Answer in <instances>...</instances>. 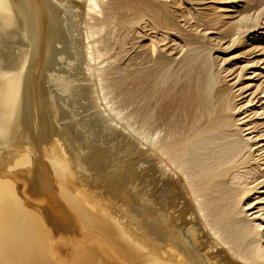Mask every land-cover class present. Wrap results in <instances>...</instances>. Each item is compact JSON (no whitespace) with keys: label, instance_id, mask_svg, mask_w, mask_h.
<instances>
[{"label":"bare ground","instance_id":"1","mask_svg":"<svg viewBox=\"0 0 264 264\" xmlns=\"http://www.w3.org/2000/svg\"><path fill=\"white\" fill-rule=\"evenodd\" d=\"M245 2L222 20L202 13L190 14L185 5L193 3L192 0H113L109 8L112 14L106 13L109 5L105 8L103 3V7L102 0H0V135L7 139L5 144H0V161L8 160L7 168L0 167V174L8 169V180L1 181L8 184V198L0 208V264H241L232 258L233 255L244 264H254L258 248L251 239L255 232L239 217L238 192L224 180L229 170H222L244 145L237 139L226 140L224 117L230 109V99L226 90L219 86L217 57L210 60L208 56L211 50L220 47L214 43L216 38L212 40L214 36L207 35L213 31L225 36L228 44L224 49H228L236 42L234 36L258 27L264 0ZM117 10L120 13L116 17ZM129 11L134 13L127 14ZM90 13L102 15V18L90 15L93 23L81 20V15ZM140 21H143L141 25ZM65 22L71 28L76 24L74 27L79 30L75 33L86 42L82 45L83 65L79 63L83 69L79 73L85 76L84 84L76 91L81 94L84 105L94 106L100 100L94 89L96 79L100 82L102 100L107 97L103 90L107 88L108 78L101 71L94 76L96 71L92 73L89 61L95 62L104 56L109 58L116 51L112 58L121 65L114 68L119 74L123 73L118 74L115 83L122 95L121 85L130 82L132 89L128 93H134L130 104L136 105L132 114L122 116L121 120L126 121L123 129L129 127L128 130L138 137L135 147L138 146L136 158L140 168L149 164L146 168L152 175L157 173L151 178L152 190L148 197L147 188L136 191L133 182L127 186L120 169L114 175L111 172V179L103 178L107 175L105 172L106 175H102L105 180L87 181L80 172L85 162H77L65 148V130L59 122V128L54 123L57 116L53 120L59 110V104L54 105L56 98L51 95L53 87L43 89L45 75L47 84L54 85L55 89L69 82L66 79L62 87L55 86L63 80V74L58 75L59 67L55 70L57 74L50 70L51 55L62 40ZM145 27L154 31V35L146 34ZM114 28L116 33L112 32ZM157 30L164 32L158 36ZM241 44L242 41L237 45ZM128 46L130 49L133 46V53L129 55ZM45 90H49L47 96H44ZM67 97L68 101L72 99V96ZM108 103L106 101L105 105ZM73 111L71 114H76ZM63 115H59L61 121ZM128 118L137 125L127 123ZM103 119L100 122L106 124ZM76 126L78 131L81 127ZM104 132L116 135L115 128L108 124L102 127V135ZM80 134L82 138L84 135ZM142 146H146L150 154H146ZM7 148L10 149L8 159L3 158ZM106 152L95 151L87 154V158L97 163L100 158L107 157ZM146 156L148 160L144 161ZM162 157L164 163L171 165L165 164L169 174L167 167L159 164L163 162ZM22 170V185L14 191L15 184L11 181ZM141 200L151 205L149 211L144 210ZM132 216H135L134 221ZM207 227L216 232L218 242L227 245L225 250L232 256L204 230Z\"/></svg>","mask_w":264,"mask_h":264},{"label":"rangeland","instance_id":"2","mask_svg":"<svg viewBox=\"0 0 264 264\" xmlns=\"http://www.w3.org/2000/svg\"><path fill=\"white\" fill-rule=\"evenodd\" d=\"M192 1H193V3H191V4L187 3L185 5L186 10L187 9L190 10V14L202 13L203 15H207L208 17H220V19H222V20L227 19V17L229 15H232L234 13L235 9L240 8L241 4L246 3L245 0L244 1L243 0H192ZM112 2H113V0H109V3H108V0H107V2H106V0H102L101 4L103 5V3H105L104 5L106 6L105 7L103 5V7L107 8V5H109L108 8L106 9L107 14L111 13L109 8H111L110 4ZM260 10L262 11L263 14L261 13L260 18L257 21L258 27H255L254 29H251V30H247L238 36H234L235 37L234 42L235 41L236 42L234 44H232L228 49H224V46L226 47L228 44V38H226L223 35H221L222 36L221 37L218 34H214L215 32H213V31L207 32L208 36H214V37H212V40L214 38H216L214 43L220 47V49L211 50L209 52L208 56H209L210 60L212 58L217 57V66H218L217 69L219 70L218 79L220 80L219 86L226 90L225 94L230 99V109L228 112L225 113V117H224V118H226V127H225V132L227 133L226 140L237 139V140L241 141L244 145L241 152L238 153L236 155V157L231 162L226 163L222 166V170H224V171L229 170V176L227 178H225L224 180H226V184L229 187H231L233 189L235 188L234 191L238 192L236 199L238 201L240 200L238 202V207H237V211L239 212V215H240L239 217L247 225H249L255 232V234H254L255 236L251 239V243L255 244L258 248V256H257V258H255L254 264H264V6ZM116 12H118V10ZM119 13H120V11L115 14L116 17H117V14L119 15ZM133 13L134 12H132V11L127 12V14H133ZM90 15H91V17H94L96 14L90 13L89 15H84V16L81 15L82 19H81V16H80V19L82 21H83V19H85V20H87V22L89 21V23H93L94 19H91ZM96 17L97 18L100 17V19H101L102 15L99 16V14H97ZM189 17H190V15H187V18H189ZM69 20H70V18H69ZM143 21L147 22L148 19L143 18ZM143 21H140L141 23H139V25H141L143 23ZM65 26H66V28H65ZM74 26H76V24H74ZM74 26H72V28H71V27L67 26V22H65V25H63V28H64L63 30H64L65 34L62 30V32H61L62 40H60L61 42L57 44L56 51L51 55V60H50V61L53 60L51 62L52 64L50 63V70L53 73L54 72L56 73L57 71H55V70H58L60 68V70H58L59 73L58 72L57 73L60 76L62 74L64 76V78H63V76L61 77L63 80L60 79V81L57 84H55V86L59 84V86L62 87L63 86L62 84H64L66 82V79H67V81H69V82H66L64 84L65 86H63V88L67 89L68 91L64 90L63 88H61V89H63L61 91L60 88L59 89L57 88L59 86H57L56 87L57 89H55L54 85H51V84L49 85V83L47 84V78H45L46 75L43 77V79H44L43 89L44 88L45 89H47V88L51 89L52 87L54 88V89L52 88L50 90L51 95L54 96V98H56L54 105L59 104L58 109L60 110V107H62V111L61 110L60 111L63 114H64V112L68 113V109H69L70 114L72 113L73 109L74 110L76 109L75 112L73 111V113H76L77 115L76 114L70 115L68 113L67 115H69V116H67L66 113L64 115L62 114L64 116L65 120H64V118H62V121H61L60 118L62 117V115H61L60 111L58 110V111H56V114L53 116V120L56 119V116L58 117L57 118L58 120L57 119L54 120L55 121L54 123H56V126L58 125L57 128H59V126L61 124L62 126H60V127L65 130V132L63 133V135H64L63 138H65L64 139L65 144L67 143V146L65 145L67 152L74 155L75 159L78 160L77 162H81V161L85 162V163H82L83 164L82 166H80V172L84 175V177H86L85 179L87 181L90 179L97 181V180H101L103 178H105L107 180V179H111L115 173L123 172V175L125 176V180H126V182H128L127 186H129L130 182H133L137 187V188L136 187L134 188V189H136V191L138 189H141L144 187H145V190L147 188V190H146L147 196L146 197H148V195H149L148 193H150L151 192L150 190H152L151 189L152 188V185H151L152 179L151 178L157 176V173L152 175L151 170L147 169L149 167V164L148 165L145 164V168L144 167L140 168L139 164H137L139 162V160L137 159L138 154H137V149H136L138 146L135 147V145L138 144V143H136V142H138L137 141L138 137L136 138V135L131 132V129H129L130 131L128 130L129 127L127 129H125L126 128V121L121 120V119H123V117L125 115H128L129 113L132 114L136 108V105L130 104V100L134 94L133 92L128 93V91H130L132 89L130 82L125 81L124 84L121 85L122 95H120V92H119L120 87L117 86V84L115 83L116 82L115 79H116V77H118L119 73L114 68V66H117V65L119 66V65H121V63L120 62L116 63L115 59L112 58V57H114L116 51L115 52L113 51L110 54L111 56L109 58L107 56H104V57H101L100 59L96 60L95 62H93L91 60V61H89V62H91V63H89V65H91L92 73L94 71H96V73L95 72L93 73L94 76H95V74H97V72H98V74H100L101 72H105V74L107 75L106 76L104 74L105 77L108 78L107 81L105 82L106 84L108 83L107 88L103 90L104 94L106 93L107 97L105 96L106 100L105 99H104V101L102 100V94H101L102 92H100V90H99L100 82L98 79H96L94 82V89L97 91L98 98L100 100L96 101L97 104L94 103L95 104L94 106L93 105L89 106L87 104H86L87 106L84 105L83 101L80 100V99H82L81 94H79L78 92L76 93V91H78L79 86H81L82 83L84 82L83 78H85V76H83L82 73H79V72H82V70H83V69L81 70L82 66H80V64L83 65L82 63L84 62V59H83L84 55H81V54H83L82 45L83 44L85 45L86 42H83L84 40L78 35L77 32L75 33V31L79 30V27L77 28ZM81 27H83V25H81ZM115 28L117 29V27H115ZM115 28H114V30H115ZM68 29H70L72 35L70 34V31L68 32ZM114 30L112 32L116 33V30L115 31ZM143 31L144 32L147 31L146 34L153 33V35H154V31L150 32L148 27H145L143 29ZM160 32H162V31H160V30L156 31L158 36H160V34H161ZM68 33H69V35H68ZM76 37H78V38H76ZM217 37H219L220 39L222 38V40L218 39ZM70 38L72 40H70ZM79 39L81 40V42ZM76 40H77V42H76ZM240 41H242V44L238 46L237 44ZM66 43H68L69 45ZM72 43H76L75 44L76 47ZM78 44L79 45L81 44V46H79ZM70 46H72V48ZM131 47H132V49H130L129 46L126 47V50L128 52L127 55L133 53V46H131ZM79 48L82 51H80ZM70 53H72V55H73L72 57H71ZM74 53H75V55H74ZM59 54H61V56ZM59 56H60V59H59ZM79 56L80 57L82 56V57L80 58ZM61 57H63L64 59ZM77 57H79L81 60ZM58 59H59L60 64L58 62ZM62 59H63V61H62ZM108 60H110V61H108ZM54 61L56 64L53 63ZM81 61H83V62H81ZM107 61L110 63H108ZM61 62H62V64L64 63V66L61 65ZM57 63H58V65H57ZM65 63L67 65V67L69 66L68 71H67V67H65L66 66ZM73 63H75V64H73ZM53 64H54V66H53ZM112 64H113V66H112ZM55 66H57V67H55ZM60 66L64 67V68H61ZM78 67H79V69H78ZM73 69L74 70L76 69L75 72L73 71ZM63 70H66V71H63ZM99 71H101V72H99ZM72 73H74V75H72ZM122 73L123 72L121 71L119 76H121ZM65 74L66 75L69 74V76L68 75L66 76ZM75 75H76V77L74 78ZM72 76L74 79L72 78ZM67 77H69L71 80H69V78H67ZM78 77H81V79L80 78L78 79ZM43 79H42V81H43ZM82 79H83V81H82ZM110 81H111V84L109 86ZM73 83H75V84L73 85ZM77 83H79V84H77ZM114 83L116 86L114 85ZM44 84H45V87H44ZM49 87H51V88H49ZM46 92L48 93L49 90L44 91V94H46L44 96H47ZM66 94H68L69 96ZM73 94L75 96H73ZM62 96H64L65 101H62V100H64ZM67 96L68 97L72 96V99L68 98ZM59 97L60 98L62 97L61 98L62 100H60ZM66 97L70 101H68L66 99ZM57 98H59V100ZM74 99H76V100H74ZM58 101H60V102H58ZM71 101L73 104H75L74 105L75 108H73L74 106L71 103ZM106 101H109L108 105H105ZM67 102H69V103H67ZM66 105H68V106L71 105V106L69 108ZM97 105H98V107H97ZM64 107H65V109H64ZM115 107H117V108L115 109ZM66 108H68V109H66ZM93 108H94V110H93ZM111 108H113V110ZM65 110H67V111H65ZM57 114H59L61 117L59 118V115H57ZM100 115H103V118L105 117L104 118L105 120L103 118H101L102 116H100ZM76 116H77V118H76ZM69 117L71 118V120ZM82 118H84V119H82ZM67 119H69V120H67ZM102 119H103V121L106 122V124L100 122ZM128 121H127V123H130L134 127L137 125L136 123L132 122L133 121L132 118H131V120H130V118H128ZM74 122H75V125H74ZM64 124L68 127L71 125L69 127L70 130L68 129V127H63ZM107 124H108V127L110 125V128L111 127L115 128L116 135H111V134L108 135V133H105V132H104V135H102L103 134V133H101L102 127L103 126L107 127ZM134 124H136V125H134ZM76 125H78V127H81L78 129V131H80L81 134H80V132H78L76 130V128H77ZM84 125H85V127H83ZM100 125H102V126H100ZM75 126H76V128H74ZM123 127H125V128L123 129ZM71 128H73V131ZM82 128H83V130H80ZM86 128H88V129H86ZM98 129H101V132L99 130V132L101 134L97 131ZM67 130H68V132H67ZM94 131L96 133H99V134L95 133L97 135L96 136L94 134ZM127 131H129V132H127ZM73 132L75 134H72ZM125 132H127V133L124 134ZM130 132H131V134H130ZM89 133H90V135H89ZM79 134L81 136L82 135H84V136H82V138H81L79 136ZM91 134L93 136L95 135L94 136L95 138L93 136H91ZM128 134H130V136ZM159 134H161V133H159ZM159 134H157V135H159ZM65 135L66 136L68 135L67 138ZM98 135L99 136L101 135L104 137H101V136L99 137ZM161 135H159V136H161ZM0 136H1L0 144H2V142L5 144L7 139H5V138L2 139V135H0ZM83 137L86 138L87 141ZM90 137H93V139H97V140L94 141ZM80 138H81V141L83 142V144H82V142L80 141L81 145H83L82 147L80 146V142L78 141V140H80ZM71 139H73V141ZM154 139H155V137H154ZM4 140H6V141H4ZM88 140L89 141L91 140L92 142L91 141L90 142L93 145ZM98 140H100V141H98ZM74 141L77 143H75ZM93 142H95V143H93ZM98 142H103L101 144L105 147L103 148L100 143L98 145ZM70 144H72V145L70 146ZM88 144H89V147H88ZM86 145H87V147H86ZM94 146H95V148H94ZM99 146H100V148L102 147L103 150H102V148L100 149ZM71 147H73V148H71ZM77 147L79 150L77 149ZM91 147H92V149H90ZM109 147H111L112 149ZM142 147H143L142 149H144V151H145V149L147 151L146 146H142ZM86 148H88L89 150ZM96 148H97V150H100V151H97ZM113 148H115V149H113ZM133 148H135L136 150H133ZM68 149H70V150L68 151ZM8 150H10V149H8V148L6 149L7 155H4L3 158L7 157V159H8ZM108 150L112 151V154ZM86 151H88V153H86ZM95 151L97 153L108 151V152H106L107 157H105L104 159L100 158L99 160H97V163H95V161H94V163L92 161L89 162V160H91V159L87 158V157H89L87 154L91 155V154L95 153ZM113 151H115V152H113ZM146 151H145V153H146ZM134 152H136V153H134ZM109 153H110V155H108ZM148 153H149V151H147L146 154H148ZM111 155L112 156L114 155L113 156L114 159H113V157H110ZM116 155H118L120 157H117ZM115 157H117V158H115ZM86 159H88V160L86 161ZM161 159L163 162H160L159 164L161 165L163 163V166L165 168L167 167L166 171L169 174L168 165L169 166H171V165L168 162H166L168 165H165L166 163H164V160H163L164 157H162ZM147 160H148V157L146 156L144 161H147ZM134 162H135V164H134ZM157 162H159V161H157ZM1 163H2V165H1ZM90 163L91 164L93 163V165H90ZM100 163H101V165H100ZM97 164H99V167ZM105 164H106V166H104ZM109 165H110V167H109ZM92 166H94L93 169H91ZM135 166H137V168ZM0 167L7 168L8 167V160L3 159L2 161H0ZM96 167H97V169H96L97 171L95 170ZM105 167H107V168H105ZM125 167H126L127 171H126ZM165 168L162 167V170L164 172H166ZM119 169L121 171H119ZM128 169H129V171H128ZM84 170H85V172H84ZM115 170L116 171L118 170L119 172L118 171L116 172ZM142 170H144V171H142ZM137 171L140 173H137ZM22 172H23V170L17 176L18 178L15 177L14 181H11L12 184H15V187L13 186L14 191H15L16 187L20 188L22 185V183H21L22 181L20 180V176L22 175ZM89 172H90V174H88ZM94 172H97L99 174L94 173ZM102 172H103V174H102ZM105 172L107 175L105 174ZM111 172L113 175L111 174ZM132 172H133V174H132ZM91 173H93V175ZM94 174L95 175L97 174V176H94ZM129 174H131V176ZM141 174L142 175L144 174L143 177ZM102 175L103 176L106 175V176L102 178ZM110 175H111V177H109ZM92 176H94V177H92ZM126 176L128 178H126ZM88 177H89V179H88ZM138 177L141 180H139ZM94 178H96V179H94ZM134 178H136V179H134ZM173 178H175L174 175H173ZM105 179H103V180H105ZM7 180H8V169H5L4 173L0 174V208L2 207L3 202L6 200V198H8V194H7L8 193V184L4 185L3 184L4 182H1V181H7ZM142 181L144 183L145 182L146 183L141 184ZM233 181H234V184H233ZM14 182H16V183H14ZM147 182L150 184H148ZM147 185H148V187H147ZM99 186H100V184H99ZM134 191L135 190H132V192H134ZM3 194H4V196H3ZM198 200L199 199H196L197 202H198ZM141 201L144 202L143 206H145V207L148 206L147 209H145V207H144V210L149 211L151 209V205H148L146 203V201H144V200H141ZM141 201H139V206H142V205H140ZM196 201H194L195 203L193 202L194 205L196 204ZM134 217L132 216V218H131L133 221H134ZM132 220H130V221H132ZM208 229L209 228L207 227L204 230L208 231L207 233H209L211 238L212 239L214 238L213 240H217L216 242L218 243V245L220 247L224 248V250L228 249V247H226L227 245H223L222 243L220 244V241L218 242V238H217L218 235L216 234V232L210 231ZM251 246H252V244H251ZM225 251L228 253V255L230 254V256H232V254L229 250H225ZM232 258L234 260L238 261L239 263L244 264L243 261L240 260L239 257H235L233 255Z\"/></svg>","mask_w":264,"mask_h":264}]
</instances>
